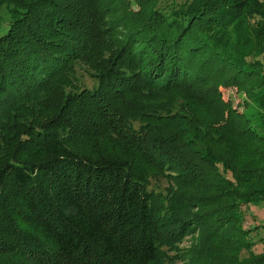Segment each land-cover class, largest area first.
Instances as JSON below:
<instances>
[{
	"label": "trees",
	"instance_id": "obj_1",
	"mask_svg": "<svg viewBox=\"0 0 264 264\" xmlns=\"http://www.w3.org/2000/svg\"><path fill=\"white\" fill-rule=\"evenodd\" d=\"M1 9L0 264H264V0Z\"/></svg>",
	"mask_w": 264,
	"mask_h": 264
},
{
	"label": "rangeland",
	"instance_id": "obj_2",
	"mask_svg": "<svg viewBox=\"0 0 264 264\" xmlns=\"http://www.w3.org/2000/svg\"><path fill=\"white\" fill-rule=\"evenodd\" d=\"M133 9H136L135 5H133ZM6 14L7 12L4 9L0 10L1 23H3L4 20L6 19ZM121 32H123V30ZM84 82L89 86L94 83L93 80H89V79H84ZM220 92L224 100L230 101L233 107L237 108L239 112L243 111L242 109L243 107L242 106L238 107V105H242L243 100L247 98L244 92H241L239 90L237 91L236 88H221ZM200 113L203 118L210 117V113L208 111L201 110ZM163 186L165 187L167 186L166 182H164ZM244 216H245V222H244L245 228H251L260 224H264V203L248 206L247 208L244 209ZM188 246H189V239L185 240L180 247L181 249H185ZM256 251L258 253L261 252V248L260 247L257 248ZM173 264H186V262L185 260L178 261L177 259V261L174 262Z\"/></svg>",
	"mask_w": 264,
	"mask_h": 264
}]
</instances>
